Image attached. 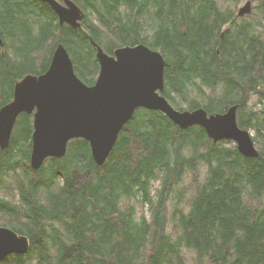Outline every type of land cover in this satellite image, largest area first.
Returning <instances> with one entry per match:
<instances>
[{
    "label": "trees",
    "instance_id": "1",
    "mask_svg": "<svg viewBox=\"0 0 264 264\" xmlns=\"http://www.w3.org/2000/svg\"><path fill=\"white\" fill-rule=\"evenodd\" d=\"M73 1L84 12L79 28L60 25L43 0H0V108L12 99L14 77L45 72L60 43L83 78L99 73L92 39L110 54L143 43L165 58L170 103L208 113L238 104V123L255 131L259 156L141 107L103 165L78 138L65 156L33 170V117L23 114L9 146H0V180L20 166L32 177L17 180L19 201L0 194L7 221L0 225L27 235L30 248L0 264H264V104H248L253 93L264 101V0L254 7L263 14L252 19L217 0ZM187 172L192 193L184 200L179 191L168 212L172 181ZM81 173L87 178L80 183ZM132 198L146 211L124 202Z\"/></svg>",
    "mask_w": 264,
    "mask_h": 264
},
{
    "label": "water",
    "instance_id": "2",
    "mask_svg": "<svg viewBox=\"0 0 264 264\" xmlns=\"http://www.w3.org/2000/svg\"><path fill=\"white\" fill-rule=\"evenodd\" d=\"M44 1L51 5L61 24L81 27L84 12L73 0H63V4ZM251 11L252 1L247 0L237 14ZM92 41L100 66L93 85L77 75L62 43L43 74H27L15 85L13 100L0 108L1 148L9 146L17 117L35 109L30 152L34 170L40 169L48 157L64 156L69 140L74 138L86 139L94 161L103 165L124 125L143 107L164 113L182 129L202 126L214 143L233 140L242 154L259 156L250 130L238 125V104L215 113H208L204 107L178 109L163 95L165 58L159 50L140 43L118 47L109 54ZM29 248L28 236L0 226V261L13 253L24 254Z\"/></svg>",
    "mask_w": 264,
    "mask_h": 264
},
{
    "label": "rangeland",
    "instance_id": "3",
    "mask_svg": "<svg viewBox=\"0 0 264 264\" xmlns=\"http://www.w3.org/2000/svg\"><path fill=\"white\" fill-rule=\"evenodd\" d=\"M217 1H218V3L221 4V6L223 8L230 7L232 9H234L235 11H237V9L240 6H242L247 0H236V2H233L230 4L228 3L227 0H217ZM251 1H252V11L250 13H248V15L251 14L249 16V19H252L251 17L255 12H259L260 14H263L259 10L256 11V9L254 8L255 5L258 3V0H251ZM263 93H264V91H263ZM263 102L259 101V94L258 93H253L249 96V100H248L249 105L259 107L261 104H264ZM262 106H264V105H262ZM251 133L254 136L256 135L254 130H251ZM226 145H229V143H227ZM201 169L202 168H199L198 172L201 171ZM191 174H192V172H187L185 174L183 180H181L178 184H176L172 181L174 193L172 194V197L167 201L168 212H169V210H171V208H173V205L176 202V198H177L179 191H183L184 200H187L188 196L192 193V187L191 186L188 187V184L190 183ZM26 177H32V176H30L29 174L25 175V167H22V166L18 167L15 172L8 173L6 176H4L0 180V194L3 197H6L10 201H14V202L19 201V199L17 198L18 189H17L16 182L18 179H20V181L24 182V184H25L26 183ZM86 178H87V173H81L78 175L77 180H78V182L81 183L84 180H86ZM159 184H160V179L152 182V187L154 189H156V191L153 193L152 197H155V195L157 194ZM5 193H6V195H5ZM40 193H41V195L44 194V192H41V191H40ZM125 201H127L126 203H128V204L130 203V204L136 205V207L139 209L140 212L146 211V209H147L146 205L138 202L137 199H135V198L124 200V202ZM185 204H186V201H185ZM146 214H148V213L146 212ZM0 222L1 223H3V222L7 223L6 219L1 214H0ZM184 252H185V255L187 257V260L189 262H192L194 260L193 252H191L189 250H184Z\"/></svg>",
    "mask_w": 264,
    "mask_h": 264
},
{
    "label": "flooded vegetation",
    "instance_id": "4",
    "mask_svg": "<svg viewBox=\"0 0 264 264\" xmlns=\"http://www.w3.org/2000/svg\"><path fill=\"white\" fill-rule=\"evenodd\" d=\"M0 36H1V38H2V35L0 34ZM2 44H0V45H5V43H4V40H3V38H2ZM126 46V45H125ZM131 46V45H130ZM134 46V45H133ZM150 47V46H149ZM96 49V48H95ZM104 49V48H103ZM154 49V48H153ZM105 50V49H104ZM108 53V52H107ZM110 54V53H109ZM113 54V53H112ZM97 57V56H96ZM99 62V61H98ZM99 70H100V67H99ZM44 73V72H43ZM77 73V72H76ZM27 74H32V73H27ZM27 74H24L21 78H17V76L18 75H16L14 78H16V81H15V83H14V88H13V95H12V99H11V101L13 100V97H14V90H15V85L19 82V81H21L23 78H24V76L25 75H27ZM35 75H38V74H35ZM39 75H41V74H39ZM77 75L80 77V79L84 82V83H86L87 85H93L94 83H95V81H96V79H97V77L98 76H96V77H89V78H83V77H81L78 73H77ZM89 79V80H88ZM10 101V102H11ZM2 107V106H1ZM35 109L33 110V112L32 113H30V114H28V113H26V112H22L20 115H19V117H21L23 114H28V115H30V116H32L33 117V120H34V113H35ZM19 117L17 118V120H16V122H15V126L14 127H16L17 126V121H18V119H19ZM33 120H32V124H33Z\"/></svg>",
    "mask_w": 264,
    "mask_h": 264
},
{
    "label": "bare ground",
    "instance_id": "5",
    "mask_svg": "<svg viewBox=\"0 0 264 264\" xmlns=\"http://www.w3.org/2000/svg\"><path fill=\"white\" fill-rule=\"evenodd\" d=\"M162 53V52H161Z\"/></svg>",
    "mask_w": 264,
    "mask_h": 264
}]
</instances>
